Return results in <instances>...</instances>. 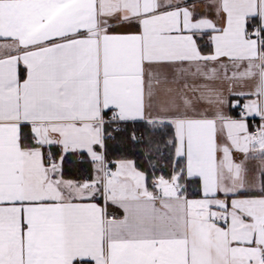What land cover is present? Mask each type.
I'll list each match as a JSON object with an SVG mask.
<instances>
[{"label": "snow or ice", "instance_id": "6c2138e0", "mask_svg": "<svg viewBox=\"0 0 264 264\" xmlns=\"http://www.w3.org/2000/svg\"><path fill=\"white\" fill-rule=\"evenodd\" d=\"M0 264H264V0H0Z\"/></svg>", "mask_w": 264, "mask_h": 264}, {"label": "crops", "instance_id": "0c3cea01", "mask_svg": "<svg viewBox=\"0 0 264 264\" xmlns=\"http://www.w3.org/2000/svg\"><path fill=\"white\" fill-rule=\"evenodd\" d=\"M217 87L221 88L222 92H223V104L222 105H217V107H221L224 111H228L231 113H235L238 111V107L242 106L244 99L243 97L239 94L242 91H246V89L240 87V86H236L235 90H232V87L227 84L226 82L220 83L217 85ZM237 102H239V105L237 108H232L231 106L234 104H237ZM259 118H255L253 120V118H250V120H252V127L254 128L257 125ZM112 211H114L117 215H121L122 211L120 209H112Z\"/></svg>", "mask_w": 264, "mask_h": 264}, {"label": "trees", "instance_id": "16d2710c", "mask_svg": "<svg viewBox=\"0 0 264 264\" xmlns=\"http://www.w3.org/2000/svg\"><path fill=\"white\" fill-rule=\"evenodd\" d=\"M157 139H159V137H157ZM139 153H140V149L130 146L129 155H131L132 158H135V159H138V160L142 159L140 157Z\"/></svg>", "mask_w": 264, "mask_h": 264}, {"label": "built area", "instance_id": "2783aa9c", "mask_svg": "<svg viewBox=\"0 0 264 264\" xmlns=\"http://www.w3.org/2000/svg\"><path fill=\"white\" fill-rule=\"evenodd\" d=\"M256 127V126H255ZM255 127L253 129H255Z\"/></svg>", "mask_w": 264, "mask_h": 264}]
</instances>
